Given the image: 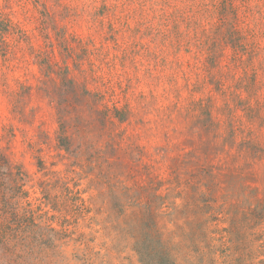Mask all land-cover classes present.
<instances>
[{
    "label": "trees",
    "instance_id": "1",
    "mask_svg": "<svg viewBox=\"0 0 264 264\" xmlns=\"http://www.w3.org/2000/svg\"><path fill=\"white\" fill-rule=\"evenodd\" d=\"M224 6L221 23L227 27L230 9ZM10 23L0 11V48L7 53ZM236 24L226 33L220 29L212 44L200 49L206 56L193 91L204 96L193 105L201 145L186 157L185 172L176 165L166 196L159 194L165 183L152 177L141 191L113 190L114 204L104 221L109 241L102 244L79 228L72 231L69 217L90 212L82 197L86 191L79 189L83 175L97 174L113 186L131 179L140 160L124 145L126 130H116L130 124L134 113L115 98L109 105L90 87L93 79L81 64L38 62L41 90L57 108L59 161L47 171L45 160L36 157L47 180L39 183L42 196L32 200L23 165L0 150V264H109L111 251L123 253L130 239L138 264H264L259 185H264V145L257 134L264 128V49L256 36L248 44ZM29 90L24 87L16 97L14 112L21 121L29 119ZM47 140L42 132L39 153ZM58 164L64 168L56 170ZM57 189L63 190L59 199L52 195ZM96 225L93 217L84 228L95 236Z\"/></svg>",
    "mask_w": 264,
    "mask_h": 264
},
{
    "label": "rangeland",
    "instance_id": "2",
    "mask_svg": "<svg viewBox=\"0 0 264 264\" xmlns=\"http://www.w3.org/2000/svg\"><path fill=\"white\" fill-rule=\"evenodd\" d=\"M225 3L230 9L227 27L237 22L246 42L252 43L256 36L264 49V0H0V11L11 21L8 53L0 48V150L23 165L32 200L42 196L39 183L47 180L38 171L36 157L45 160L48 171L60 153L56 104L41 90L38 62L44 58L71 68L81 64L84 74L93 79L90 87L102 93L109 105L115 98L120 108L129 105L134 113L130 124L116 130H126L124 145H131L140 160L131 170V179L113 186L97 174L83 175L79 189L86 191L82 197L90 212L71 215V230L79 228L102 244L109 241L104 221L114 204L113 190L118 194L126 188L141 191L152 177L165 183L161 196L171 192L176 165L184 173L186 157L201 145L196 126L199 112L193 104L204 95L193 90L206 56L200 51L203 43L210 46L220 29L227 32L221 23ZM24 87L30 89L28 121L14 112ZM42 132L48 140L39 153ZM257 134L264 145V128ZM63 168L62 164L55 167ZM259 185L263 197L264 185ZM62 191L57 189L53 197H63ZM93 217L99 222L94 230L100 231L95 236L84 228ZM54 227L60 229V218ZM133 244L130 239L123 243V253L111 251L109 264H138Z\"/></svg>",
    "mask_w": 264,
    "mask_h": 264
}]
</instances>
